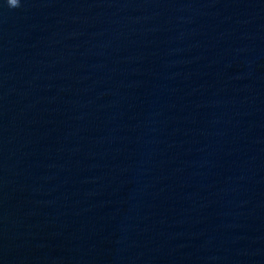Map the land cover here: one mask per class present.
<instances>
[{
    "label": "water",
    "instance_id": "95a60500",
    "mask_svg": "<svg viewBox=\"0 0 264 264\" xmlns=\"http://www.w3.org/2000/svg\"><path fill=\"white\" fill-rule=\"evenodd\" d=\"M0 264H264V0H0Z\"/></svg>",
    "mask_w": 264,
    "mask_h": 264
},
{
    "label": "clouds",
    "instance_id": "9594fccd",
    "mask_svg": "<svg viewBox=\"0 0 264 264\" xmlns=\"http://www.w3.org/2000/svg\"><path fill=\"white\" fill-rule=\"evenodd\" d=\"M7 6L10 8H17L21 6V0H14V2H10V0H6Z\"/></svg>",
    "mask_w": 264,
    "mask_h": 264
}]
</instances>
